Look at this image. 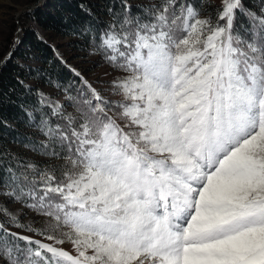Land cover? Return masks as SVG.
<instances>
[{"label":"snow or ice","instance_id":"1","mask_svg":"<svg viewBox=\"0 0 264 264\" xmlns=\"http://www.w3.org/2000/svg\"><path fill=\"white\" fill-rule=\"evenodd\" d=\"M100 2L69 35L103 76L57 50L0 139V264H264V0Z\"/></svg>","mask_w":264,"mask_h":264},{"label":"trees","instance_id":"2","mask_svg":"<svg viewBox=\"0 0 264 264\" xmlns=\"http://www.w3.org/2000/svg\"><path fill=\"white\" fill-rule=\"evenodd\" d=\"M102 7L100 0H49L44 8L33 10L32 18L45 31L74 39L69 35V29L73 25L94 18L87 15L86 9L97 13ZM75 42L81 46L84 43L78 39H75ZM20 50L21 54H15L0 68V91L3 92V99L0 102V121H7L6 125L0 127V139L5 147H10L9 138L14 134H28L20 122L22 113L17 105L35 103L36 85H45L56 90L57 82L67 88L72 80V74L56 60L55 51L47 41L39 37L37 39L29 32H25ZM23 57L27 59V63L23 62L25 60ZM18 79L23 80L27 88L33 90L31 95L27 94L25 87H21L17 82ZM49 80L52 81V86L49 85ZM60 93L63 91L61 90ZM17 149L13 150L17 151Z\"/></svg>","mask_w":264,"mask_h":264},{"label":"rangeland","instance_id":"3","mask_svg":"<svg viewBox=\"0 0 264 264\" xmlns=\"http://www.w3.org/2000/svg\"><path fill=\"white\" fill-rule=\"evenodd\" d=\"M48 1L0 0V5H2L0 6V68L10 53H13L10 58H13L15 54H21L22 39L25 32H29L37 39L39 37L50 43L56 55L58 50L59 54L67 60L68 65L84 73L90 80L102 77L106 69L95 64L97 57L88 56L86 51L82 50L81 45L76 44L75 39L45 31L33 20V10L44 8ZM23 59H25L23 62L27 63V59L25 57ZM30 83L33 84L34 82ZM36 86L37 90H42L46 94L50 93L54 99H63V93L57 92L55 89L45 85ZM17 151H20V149H17ZM8 210L12 214H18L19 205L9 204ZM30 218L31 214H28L22 220V223H28ZM37 226H39V222H37ZM65 248L70 250L68 245Z\"/></svg>","mask_w":264,"mask_h":264}]
</instances>
